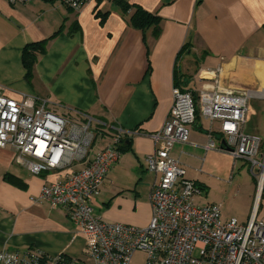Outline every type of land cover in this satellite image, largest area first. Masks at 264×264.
<instances>
[{"label": "crops", "instance_id": "0c3cea01", "mask_svg": "<svg viewBox=\"0 0 264 264\" xmlns=\"http://www.w3.org/2000/svg\"><path fill=\"white\" fill-rule=\"evenodd\" d=\"M123 1L161 16V32L134 27L133 9L125 14L118 0H89L80 10L63 0H0V89L17 100L23 94L37 95L60 112L76 109L104 121L106 140L98 138L93 151L110 144L117 128L123 129L122 158L92 205L107 222L146 227L155 181L146 157L154 152L153 134L172 108L176 82L199 93L221 67V81L229 78L224 84L229 88L260 85L253 97L257 109L248 110L244 129L264 142V0ZM44 40L46 52L39 55L29 81L23 50ZM185 44L189 47L178 58ZM218 124H213L217 141ZM209 129L201 117L191 127L190 141L175 144L173 156L187 167V176L201 189L199 195L207 189L204 205L221 204L223 221L247 222L256 201L257 217L264 219V193L258 195L256 176L244 169H250L246 160L238 158L240 167L235 159L230 169L231 182L240 188L235 196L211 194L220 178L201 179V170L192 167L200 160L206 163L215 151L205 149ZM16 156L14 148H0V249L22 256L36 250L51 257L65 254L83 264L87 242L79 226L66 208L39 199L43 185L59 172L32 174Z\"/></svg>", "mask_w": 264, "mask_h": 264}, {"label": "built area", "instance_id": "2783aa9c", "mask_svg": "<svg viewBox=\"0 0 264 264\" xmlns=\"http://www.w3.org/2000/svg\"><path fill=\"white\" fill-rule=\"evenodd\" d=\"M87 1L63 0L75 10ZM213 73L199 90L198 104L191 91L173 89L169 115L153 134L155 150L146 157V164L155 181L149 195L152 218L146 227L107 222L95 214L92 205L110 170L122 158L123 129L117 128L110 144L93 151L97 139L107 136L104 121L76 109L60 112L37 95L23 94L17 100L1 88L0 148H14L17 163L32 174L59 172L54 181L43 185L39 199L68 210L85 237L93 264H132L137 251L146 253L145 264H264V219L257 217L258 201L247 222L222 221L221 204L194 203L193 196L201 194V189L172 154L176 143L190 141L198 108L200 116L210 122L205 149L246 160L257 178V193H262L264 142L244 129L249 101L257 93L223 85L221 67ZM216 121L220 123L219 141L213 127ZM66 259L65 254L51 257L39 250L22 256L0 249L2 264H67ZM75 262L71 259V264Z\"/></svg>", "mask_w": 264, "mask_h": 264}, {"label": "rangeland", "instance_id": "374dc122", "mask_svg": "<svg viewBox=\"0 0 264 264\" xmlns=\"http://www.w3.org/2000/svg\"><path fill=\"white\" fill-rule=\"evenodd\" d=\"M229 82V78H223V85H227ZM244 89H250V90H261V86L258 85L257 87L254 88H244ZM240 90V89H239ZM257 98V97H256ZM264 98V97H263ZM258 99L255 98H251L249 101V113L253 112L254 110H256ZM202 122L206 127H209L210 122L207 121L206 119L202 118ZM219 122H214V127L217 128V126ZM106 140V138H103ZM213 152L208 158H207V162L205 163V161L200 160L197 165H192V167L201 170L200 172H198V176L201 179H207V178H211L212 177H219V183H217L215 186L212 187L211 190V194L214 193L215 194H220V193H224V192H228L230 196H235L238 192H240V188L238 187V184L235 182H231L230 180V169L232 167V164L235 162L234 157L225 151L222 150H215V151H211ZM206 155L203 154V158L205 159ZM241 166L242 163L240 161V159H236ZM197 160L193 161V163H196ZM187 169V167H186ZM244 169H246V172L248 173V175L251 177L252 176V172L250 171L249 167H247L246 165L244 166ZM188 170H191L188 169ZM229 170V171H228ZM238 171V170H237ZM197 174V173H196ZM218 175V176H215ZM236 175V172H235ZM251 181V179H250ZM252 184V182H251ZM253 190H254V185H253ZM209 191V189H208ZM208 196V192L207 189H204L202 192V195H194L193 196V201L195 204L197 205H204V201L207 199ZM224 201V200H222ZM223 221V220H222ZM149 225V224H148ZM146 253L143 251H137L134 256H133V260H132V264H145L146 262ZM83 264H93L92 263V259L90 258L89 255H85L82 258Z\"/></svg>", "mask_w": 264, "mask_h": 264}, {"label": "trees", "instance_id": "16d2710c", "mask_svg": "<svg viewBox=\"0 0 264 264\" xmlns=\"http://www.w3.org/2000/svg\"><path fill=\"white\" fill-rule=\"evenodd\" d=\"M118 3L121 5L122 10L123 12H125V14L129 13V11L133 9V13L130 16V21L134 27L141 30H147L152 27L156 35H158L161 32V16H159L157 13L150 12L144 9L140 5L131 4L123 0H118ZM188 47H189L188 44H185L183 46V48L179 52L178 58H180V56L187 51ZM46 49H47V40L40 42H33L25 46L22 54V63L26 70L27 80L31 81L33 76V67L37 62L39 55L45 53ZM176 85L180 87L183 91H191L194 96L195 103L198 104V100H199L198 92L194 91L192 88L187 89L184 86L180 85L178 82H176ZM200 118H201L200 110L197 108L196 123H199ZM218 134H217L218 138L221 139V135ZM120 149L123 150V143L122 145H120ZM263 193H264V189H263ZM71 259L72 258L67 257L66 259L67 264H71ZM75 264H79V263L75 262Z\"/></svg>", "mask_w": 264, "mask_h": 264}, {"label": "water", "instance_id": "95a60500", "mask_svg": "<svg viewBox=\"0 0 264 264\" xmlns=\"http://www.w3.org/2000/svg\"><path fill=\"white\" fill-rule=\"evenodd\" d=\"M222 143L224 144L225 143V140H223Z\"/></svg>", "mask_w": 264, "mask_h": 264}]
</instances>
